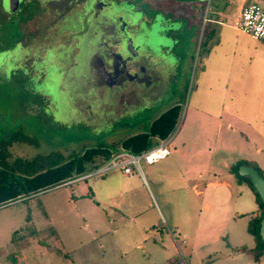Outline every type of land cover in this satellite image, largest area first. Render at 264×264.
<instances>
[{
  "label": "rangeland",
  "instance_id": "374dc122",
  "mask_svg": "<svg viewBox=\"0 0 264 264\" xmlns=\"http://www.w3.org/2000/svg\"><path fill=\"white\" fill-rule=\"evenodd\" d=\"M30 1L18 46L13 48L11 32L0 34V142L8 132L21 131L37 143L14 142L8 147L11 158L53 151L73 156L97 145L116 148L170 107L179 106V116L167 137V160L140 163L149 187H142L136 171L132 184H126L121 168L95 173L106 161L91 164L85 177L0 206V264H264L263 249L247 231L252 215L241 214L257 204L248 185L230 171L240 158L264 169V78L252 82V66L244 63L241 79L229 43L255 40L231 26L235 16L227 25L205 23L214 0L210 10H203L200 0H165L173 20L157 17L148 29L141 26L145 31L137 38L124 29L130 14L135 11L142 20L141 8L150 13L149 5L156 7L159 0L96 1L93 13L85 10L91 13L87 26L83 0ZM8 17L0 0V30L9 28ZM141 40L145 54L161 59L142 64L149 80L145 87L121 92L120 83L108 84V90L96 83L95 58L103 44L94 45L97 53L89 54L88 70L75 59L80 43H110L114 54L119 45ZM217 40L222 46L209 51ZM113 54L105 56L106 63L120 69ZM221 55L231 59L223 61ZM160 139L151 140L150 147ZM175 155L178 166L170 164ZM149 172L163 183L151 182ZM121 184L132 190L120 192ZM146 232L137 249L135 238L121 237Z\"/></svg>",
  "mask_w": 264,
  "mask_h": 264
},
{
  "label": "trees",
  "instance_id": "16d2710c",
  "mask_svg": "<svg viewBox=\"0 0 264 264\" xmlns=\"http://www.w3.org/2000/svg\"><path fill=\"white\" fill-rule=\"evenodd\" d=\"M83 1H87L89 4L91 0ZM28 3V0L23 1L22 11L9 18L7 21L9 23L8 29L3 25L1 34L3 37L5 35L8 37V33L11 32L14 43L18 42L22 36L19 24L27 18L25 10ZM178 116L179 106L174 105L154 119L144 132L126 137L116 148H106L101 145L91 146L85 148L80 154L73 156H65L58 151H53L47 154H37L32 158L19 156L11 158L8 147L14 142L37 143L34 138L21 131L8 132L0 142V206L28 197L50 186L85 175L91 164L93 167H97L101 162L108 161L112 151L126 149L133 153H140L149 149L151 140L154 137L165 139L171 134ZM242 163L253 166L263 177L264 171L254 161L248 160H240L231 167V171L235 173L238 180L246 182L255 196L258 207L254 215L248 220L247 231L255 240L256 248H262L264 251V243H261L259 234L264 203L251 180L238 174V166ZM259 253L255 254V258L259 257Z\"/></svg>",
  "mask_w": 264,
  "mask_h": 264
},
{
  "label": "crops",
  "instance_id": "0c3cea01",
  "mask_svg": "<svg viewBox=\"0 0 264 264\" xmlns=\"http://www.w3.org/2000/svg\"><path fill=\"white\" fill-rule=\"evenodd\" d=\"M192 1L193 0H184V3L185 4H190V3H192ZM214 1L215 2H214V5L212 6L211 16L210 17L206 16V13H205V17H204L203 21H205V23L209 22V23H212V24H218L219 23L221 25L222 24L223 25H227V24H229L227 22V19L229 17H232L231 15H234L235 17H232L234 19V24L231 25L233 28H235V22L239 19L242 7L245 4H248V3H251V2H258V3H260V4H262L264 6V0H214ZM232 1H234V4L230 6V2H232ZM200 2L202 4L201 6H202L203 10L205 8L207 9L209 7V0H200ZM235 2H237V3H235ZM149 6H150V13H146V12L144 13V10L146 11V9L145 8H141V9H143L142 13H141L142 14V20H139V22H140L141 26H143L144 28L148 29L150 25L148 27H146V26L148 24L156 23V21H157L156 18L157 17L160 18V17H162V15L163 16L165 15L166 16V17H164L165 20H167L169 22H170V20H173V17L170 16L171 15V13H170L171 10H170V7H168L169 6V2L168 1L159 0L157 2V5H156V7H159V8L153 7V5H151V4ZM178 6H179V4H178ZM179 7L178 8L181 10L182 7L181 6H179ZM230 7H234V8L233 9H229ZM208 10H210V9L208 8ZM235 29H237V28H235ZM144 31H145V29H143V32ZM250 38L253 39L252 37H250ZM253 40H255V39H253ZM222 44L223 43H220L219 40H217L216 43L212 44V46L209 49V51L216 52L217 50H219V48L222 46ZM229 44L231 45L230 47L233 48L232 49V55L234 56V58L237 59V62H239V64H240L239 71L241 72V79L245 80V77H246V75L243 74V72H245V70L244 69L242 70L241 66H243L244 63H248V64H250V66H252V68H250V73H248V77H250V80L252 82L254 80H257V79L258 80L259 79L263 80V78H264V43L259 41V40H255L254 43H229ZM165 49L168 50L167 47H165ZM167 50H164V51H167ZM161 53H163V52L161 51ZM237 53H238V56H236ZM221 56L223 57L222 60L226 61V62H227V60L229 61L231 59V55H230V57H228L227 55H225V56L221 55ZM206 68H207V66L205 65L203 67V72L206 71ZM250 84L252 86V83H250ZM220 121L221 120L219 118V121H218L219 126L221 124ZM157 138L158 137H154L152 140L155 141V140H157ZM183 147H185V146H183ZM183 152H185V149L183 150ZM170 155H171V153L169 154V156ZM167 158H165L163 160H167ZM163 160H161V161H163ZM240 160H247V159L246 158H240ZM161 161H158L156 163H160ZM248 161H253V160H248ZM156 163H152V164L146 163V164L147 165H153V164H156ZM161 164H164V162H162ZM170 164H173L174 166H178L176 155L173 156L170 159ZM256 164L259 166L260 169H262L264 171V169L257 162H256ZM231 167H230V171H231ZM210 172H211V170H210ZM137 173H139V172H137ZM231 173H233L235 175V173L233 171H231ZM122 174H123L124 177H127L128 180H129V181L126 180V181H128L127 183H126V181H124V183L132 184V181H133L132 179H133L134 174L132 176H129V175L123 173V172H122ZM148 175L150 177L151 182L160 181L161 183H163L162 179L158 178V181H157V179L155 177L156 174L149 172ZM180 176H182V179L184 181L183 185H186V183H185L186 182L185 174L182 172L180 174ZM235 177H236V179H237V181L239 183H246V182H240L236 175H235ZM137 178H138L137 180L139 181V183L142 185L143 188H145L146 186L149 187V180H148V177H147V173L143 172L142 168H141V173H140V175ZM112 183H116V181L113 180ZM208 184L215 185V183H212V182L208 183ZM196 186H197V184H193L191 186V190H193ZM119 187H120V192H126L127 193V192L132 190V187H129L128 185H125V184H121ZM248 187H249V185H248ZM178 189H188V187L187 186H180ZM249 189H250V187H249ZM202 191L201 190L197 191V194H202ZM251 192H252V190H251ZM252 194H253V192H252ZM253 198H254V201H255L254 194H253ZM135 205H136V200L131 201L130 209H132L131 207H134ZM203 206H204V208L206 210L209 209V205L207 203L203 204ZM256 211H257V208L255 210H251V211H248V212H242L241 214L245 213V214H251L253 216ZM236 215L238 216V215H240V213L239 214L237 213ZM122 236L124 238H130V239L135 238V242L132 245L134 246L135 249H137V248H141V246H142V242L141 241L145 240V238L147 237V232L143 233V234H140V236L137 237V238L134 237L136 235L131 234V233L126 234V235H121V237ZM184 261L186 262L185 259H184ZM154 264H157V263H154ZM165 264H180V263H178V262H169V261L167 262L166 261Z\"/></svg>",
  "mask_w": 264,
  "mask_h": 264
},
{
  "label": "flooded vegetation",
  "instance_id": "af4514ba",
  "mask_svg": "<svg viewBox=\"0 0 264 264\" xmlns=\"http://www.w3.org/2000/svg\"><path fill=\"white\" fill-rule=\"evenodd\" d=\"M25 0H19L18 5L16 6V8L13 11H8L5 9L4 5H3V0H1L2 3V8L4 10V12H7L9 14V17L7 18L6 21L9 20V18L12 15H16L18 14L20 11H22V2ZM29 3L27 5L26 10L30 11V0H28ZM98 3H103L104 2L102 0H91L88 4L87 1H84L83 3V10L85 15V26L88 25V23L90 22V16L91 13H93L95 6ZM96 2V3H95ZM35 7V5H33ZM87 9H90L92 12L88 13L86 12ZM25 10V13L27 12ZM37 10V7H36ZM86 10V11H85ZM135 13V14H133ZM137 12L133 11L130 15H131V21L125 24L124 29L127 30V32L129 34L131 33H137V38L141 37V33L143 32L141 30V24L138 20V18L136 17ZM26 15V14H25ZM27 19V18H26ZM22 22H25V20H23ZM1 25V23H0ZM21 25V22L19 24V27ZM2 33V30H0V34ZM82 34V33H80ZM83 35V34H82ZM22 37H23V32H22ZM21 40H19L18 42L15 43L14 45V49L18 46V43ZM98 44H103L102 46L100 45V47H98ZM94 45L95 47H98V55H96L95 58V65L96 68H98V72H97V76H94V78L96 79V83L99 86L105 87L108 90V84H112V86L115 84L117 85L118 83H120L121 85V89L120 91L122 92L123 90H127L128 87H145L146 86V82H148L149 80H146L144 78L145 72H143V63H147L150 62L151 60H153V62H159L161 61V59H157V57L155 56L154 53L148 55L145 54V50H143L144 47V43L142 42V40L140 41V43H133V46H130V43H127V45L120 46L119 48L116 49V51L111 52L114 57L115 60H120L121 63V68H116V65H109L106 63V57L107 55L111 54L109 53L110 51V47L113 48V46L110 43H80L79 46L76 47V52H75V59L78 60V65L84 69V71L88 70L89 68L87 67L88 64L91 62L89 59L87 60V58H89V54H92L94 49ZM126 46V47H125ZM118 47V45H117ZM44 53L43 55L46 54V51L48 52V49L44 47L43 49ZM95 53V51H94ZM97 53V52H96ZM95 53V54H96ZM47 56V55H46ZM150 60V61H149ZM156 64V63H155ZM27 68V67H26ZM34 70V69H33ZM30 72H33L32 70H29ZM36 72V71H34ZM83 72L81 74H83ZM43 76H45L47 74L46 71H43V73H41ZM40 74V75H41ZM90 74V72H85L84 73V78H87L88 75ZM87 76V77H86ZM149 77V75H147ZM83 77V75H82ZM89 78V77H88ZM119 91V88L117 89V93Z\"/></svg>",
  "mask_w": 264,
  "mask_h": 264
},
{
  "label": "built area",
  "instance_id": "2783aa9c",
  "mask_svg": "<svg viewBox=\"0 0 264 264\" xmlns=\"http://www.w3.org/2000/svg\"><path fill=\"white\" fill-rule=\"evenodd\" d=\"M235 28L246 33L255 40L264 43V6L258 2H251L242 7ZM171 153L170 140L160 139L158 144L140 153H133L126 149L112 151L109 160L95 173H103L113 168H121L122 172L132 176L134 171L141 173V161L152 164L161 161ZM81 175L78 178L85 177Z\"/></svg>",
  "mask_w": 264,
  "mask_h": 264
},
{
  "label": "water",
  "instance_id": "95a60500",
  "mask_svg": "<svg viewBox=\"0 0 264 264\" xmlns=\"http://www.w3.org/2000/svg\"><path fill=\"white\" fill-rule=\"evenodd\" d=\"M18 2L19 0H3V5L6 10L13 11L18 5ZM238 174L243 177H248L251 180L264 203V177L259 171L253 166L242 163L238 167ZM259 234L260 241L264 243V212L259 224Z\"/></svg>",
  "mask_w": 264,
  "mask_h": 264
}]
</instances>
